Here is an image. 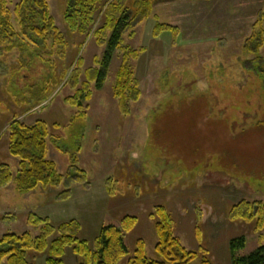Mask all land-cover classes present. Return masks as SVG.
Masks as SVG:
<instances>
[{"label": "rangeland", "instance_id": "374dc122", "mask_svg": "<svg viewBox=\"0 0 264 264\" xmlns=\"http://www.w3.org/2000/svg\"><path fill=\"white\" fill-rule=\"evenodd\" d=\"M7 2L13 11L20 0ZM49 5L66 40L65 47L56 49V72L60 78L67 75L43 106L23 114L24 100L50 77V67L39 58L20 67L15 53L0 52V167L9 166L15 177L19 169L8 151L9 124L17 117L27 125L40 120L49 129L47 158L65 179L58 188H38L28 195L18 193L14 184L0 187V238L25 232L38 236L27 224L34 213L56 228L79 222L78 238L93 244L101 228L119 227L132 216L138 222L125 236L129 255L119 264L133 257L139 240L146 244L147 258L159 261L151 215L162 206L182 245L189 251L205 248L212 264H231L230 243L236 238L246 239L239 257L264 245V230L258 233L254 223L230 218L239 202H264V46L257 54L244 50L264 0H158L151 17L123 37L124 46L145 50L129 62L142 92L129 116L114 97L123 61L118 51L104 87L90 85L91 99L83 109L67 102L82 89L85 71L96 67L105 47L93 33L85 40L68 31L65 0H49ZM157 24L178 32L155 37ZM81 57L74 89L68 82ZM74 155L89 186L67 179ZM67 190L70 198L60 200ZM46 259L47 253L28 254L30 264H46ZM64 261L78 264L72 248Z\"/></svg>", "mask_w": 264, "mask_h": 264}, {"label": "trees", "instance_id": "16d2710c", "mask_svg": "<svg viewBox=\"0 0 264 264\" xmlns=\"http://www.w3.org/2000/svg\"><path fill=\"white\" fill-rule=\"evenodd\" d=\"M158 0H65L64 22L68 31L77 34L85 40L91 36L96 38L101 47H105L102 59L96 58V67L85 71L86 80L82 89L76 91L75 96L67 102L79 110L83 109V102L90 101V85L96 84L97 89L104 87L110 64L115 52L123 56L122 64L117 72L114 87V97L119 102L123 115L131 114V103L140 100L142 92L135 73L130 66L131 60H137L145 50H133L123 44V37L131 32L135 25L151 17L155 3ZM211 1V0H204ZM101 15L98 28L95 29L97 18ZM94 31V32H93ZM177 30L157 24L154 36ZM83 44L80 50L83 48ZM66 46V40L57 28L51 15L49 0H20L12 11L7 0H0V52L4 56L16 54L20 67L24 62L29 66L34 58L50 67L51 73L41 86L30 91L28 99L24 100V113L27 114L48 101L60 88L67 72L59 77L57 70L56 49ZM264 46V11L254 25V32L244 46L246 53H259ZM24 57L27 59L24 60ZM30 63V64H29ZM83 58L76 63L73 77L68 83L76 89L79 84L80 70ZM85 118V116H80ZM15 118L8 126V151L18 159L16 177L9 166L0 167V187L6 188L14 184L18 193L28 195L38 188H58L64 177L58 173L55 162L48 160L49 129L44 121H37L27 125ZM78 157L74 155L72 167L67 175L69 182L89 186L88 175L78 167ZM71 191L67 190L59 195L60 200H67ZM151 217L156 221L155 231L157 244L156 254L159 261L150 260L146 256V244L143 240L136 243L133 257L127 264H212L208 259L207 250L200 247L198 251H189L175 235V222L166 208L158 206ZM232 220H242L255 224V231L264 230V202L250 203L242 201L230 210ZM137 218L124 217L120 226H106L101 228L93 244L81 240L78 235L82 229L77 221L54 227L46 218L34 213L27 216V224L39 231L34 237L25 232L20 235L5 234L0 238V264H30L29 252L37 254L47 253L46 264H65L64 257L67 249L72 248L78 264H119L129 251L125 236L131 233L137 225ZM197 238L202 242L200 232ZM54 237L52 242L49 240ZM246 247V239L239 237L230 243L231 264H264V245L248 256L239 257L238 254Z\"/></svg>", "mask_w": 264, "mask_h": 264}]
</instances>
